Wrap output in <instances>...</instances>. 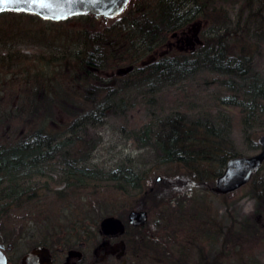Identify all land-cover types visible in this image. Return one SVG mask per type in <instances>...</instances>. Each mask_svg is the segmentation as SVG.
Listing matches in <instances>:
<instances>
[{"label":"trees","instance_id":"16d2710c","mask_svg":"<svg viewBox=\"0 0 264 264\" xmlns=\"http://www.w3.org/2000/svg\"><path fill=\"white\" fill-rule=\"evenodd\" d=\"M220 1L223 2V0H207L206 3L203 1L200 3L199 0H130L123 12L116 16V23L112 26L94 28L91 25L89 30L75 34L77 41L75 46L78 49L69 52L67 56L71 61V75L68 77L71 82L67 88L60 82L62 81L60 72L49 76H33L31 87L35 88L31 91L32 98L28 100L26 114L31 119L39 117V121L35 123L36 126L28 140L21 139L12 145L0 144V233H3L0 241H10L8 235L10 232L6 231L11 228L8 227L6 230V227H17V218L12 217V213L18 211L28 215L27 218L18 220L22 219L25 223L37 221V228L43 231L40 239L34 234L30 236L32 246L40 244L64 246L72 243L75 245L77 240L86 235L85 231L97 229L98 233V222L104 217L115 216L126 222L129 210L152 211L146 203L137 204L136 201L133 205L132 202L127 204L126 201L125 205L114 206L103 201L95 202L93 215L83 214L74 218L76 224L74 228L78 230L76 233L68 236L52 233L51 236L54 237L52 240L49 239L51 232L49 227L53 222L64 223L73 219L72 216L69 218L65 214V207L55 205L67 201V206L72 207L71 203L79 199L81 192L92 184L110 186L126 199L138 195H151L149 192L145 193L147 182H143L142 174L135 170L120 166L102 179L97 176L98 172L95 173L83 166L81 160L85 153L79 155L83 151L87 155L92 149L91 147L88 150L87 143L81 141L87 134L85 127L90 128L91 125L100 123L102 117L115 113L119 109L117 102L123 107L126 103L123 94L126 92L135 91L145 98L146 105L149 106L148 101L151 102V97L161 89L175 87L183 81L208 73L214 75L216 79L223 77L240 80L241 84L238 86H232L228 81L224 88L236 95L241 94L244 101L230 95L220 98V102L223 106L241 107L245 113L242 118L244 126L246 122L255 119L254 116L264 114L261 104L264 101V83L253 73L248 72V65L244 64L246 60L241 58L244 55L243 42L235 40L237 35L241 38L254 37L262 39L260 41L264 40V0H240L246 9V15L233 22L224 14L220 22L208 23L202 30L201 41L195 49L187 53L162 55L150 62L140 63L164 44L172 34L183 29L194 19H205L209 13L216 11L217 5L214 6L212 3L219 2L223 6ZM1 14L33 16L14 12ZM84 16L92 21L97 19L91 15ZM237 44H241L237 47L239 49L237 53L240 52L238 57L234 55L235 49L232 48ZM113 57L119 59L114 60ZM110 60L127 61L130 71L115 77L112 83L109 81L107 86L101 89L104 83L98 80L97 74L108 67ZM91 81L97 84L92 85ZM58 116L69 118L68 123L56 121ZM185 117L183 112L166 115L157 122L160 125H155V128L143 126L140 137L146 138V144L152 147L157 157L156 161L160 165L177 164L183 172L181 176L192 177L193 181L214 180L222 172L228 159L241 155L226 150L228 147L223 144L220 134L222 128L208 119L186 120ZM31 119L28 122L36 121ZM78 140L81 141L79 144ZM253 147H256V144ZM51 162L55 163V166L60 165L61 182H35V179L48 181L47 175L53 174L51 172L46 174ZM255 176L256 174L251 180H254ZM66 179L74 182H65ZM99 180L101 182H97ZM189 185L184 199L186 202L191 199L194 201L192 198L194 195L189 197L193 194L190 193L192 188L207 193L213 182H191ZM163 196L165 195L161 197ZM155 197L152 200H156ZM53 198L57 200L56 203L50 200ZM96 204L99 205L98 208ZM23 225L18 227L24 228ZM136 232L137 228L132 230L127 227L123 236L131 262L135 255L132 245ZM183 244L184 241L181 243L185 248L184 258L180 260L178 257L179 260L171 263L168 256L164 255L163 264H187L188 245L187 242Z\"/></svg>","mask_w":264,"mask_h":264},{"label":"rangeland","instance_id":"374dc122","mask_svg":"<svg viewBox=\"0 0 264 264\" xmlns=\"http://www.w3.org/2000/svg\"><path fill=\"white\" fill-rule=\"evenodd\" d=\"M199 1L207 2V0ZM222 3L223 6L219 2L212 3L214 6L217 5L216 11L209 13L205 19H194L183 29L172 34L164 44L140 63L150 62L162 55L187 53L200 43L201 32L208 23L220 22L224 14L233 22L246 15V9L240 0H223ZM115 23L116 17L110 19L100 17L92 21L85 16H75L64 22L51 23L34 15L32 17L0 15V144L12 145L21 139L28 140L36 126L35 123L39 121V117L31 119L26 114L28 100L32 98L31 91L35 88L31 87L33 76H49L60 72V79L62 78L60 82L67 88L71 82L68 78L71 75V61L67 56L69 52L78 49L75 46L77 43L75 34L89 30L91 25L94 28H101ZM237 39L239 43L243 42L244 55L241 58L246 60L244 64L248 65V72L253 73L259 81L264 83V40L260 41L262 39L254 37L241 38L239 35L235 38ZM238 46L240 47L241 44L232 46L235 49L234 55L237 57L240 54V52L237 53ZM113 59L119 58L113 57ZM107 66L105 70L97 74L98 80L104 83L101 89H104L115 77L130 71L127 61L111 62L110 60ZM228 81L232 86L241 84L240 80L223 79V77L216 79L214 75L203 73L175 87L161 89L151 97V102L148 101L149 106L146 105L145 98L136 94L135 91H129L123 94L126 98L123 107L117 102L119 109L115 113L102 117L100 123L91 125L90 128L85 127L87 134L81 141L87 143L88 150L91 147L92 149L87 155L85 151L79 154L81 156L85 153L81 160L83 166L95 173L98 172L97 176L102 179L120 166L133 169L142 174L143 182H147L145 193L149 192L151 195H138L132 199H126L110 186L92 184L81 192L79 199L71 203L72 207L67 206V201L58 202L55 205V207H65V214L69 218L72 216L73 219L64 223L53 222L49 227L51 231L49 239L52 240L54 237L51 236L52 233L58 236L76 233L78 230L74 228L76 225L74 218L81 217L83 214L93 215L95 202L103 201L114 206V204L125 205L126 201L127 204L132 202L133 205L136 201L137 204L146 203L152 211L147 210L146 223L137 227L135 242L132 245L135 255L132 262L128 255L125 264H163L164 255L168 256L171 263L179 260L178 257L181 260L185 253V248L181 245L183 241V245L186 242L188 245L187 264H250L251 262L264 264V240L261 244H255L253 239L250 242L249 237L240 236L241 247L237 249L234 246V250L233 241L237 229L232 227L235 226V219L240 214L253 211L264 214V164L256 173L254 180L230 194L218 195L211 191L201 193L192 188L190 193L193 194L189 197L194 195L192 197L194 201L190 198L191 200L186 202L184 199L191 182H214L215 179L193 181L192 177L184 175L183 178L179 165L162 166L157 163L154 150L146 144L145 137L144 139L140 137L143 126L155 128V125L159 124L157 122L166 115L183 112L186 120L208 119L222 128L220 134L223 144L228 147L226 150L235 151L241 156L255 154L259 151L257 140L259 136L264 135V114L254 116L255 119L246 122L244 126L242 124L244 110L237 107L238 105L223 106L220 102V98L230 95L244 101L241 94L236 95L224 88ZM91 83L97 84L93 81ZM64 87L62 89H65ZM261 104L264 110V101ZM29 119L36 121L28 122ZM56 121L68 123L69 118L58 116ZM254 144L256 147H253ZM54 164L51 162L48 165L49 171H46V174L53 173L51 176L47 175L50 178L48 181L35 179V182H61L60 165ZM64 181L74 182L67 179ZM162 195L165 196L161 197ZM153 196L156 200H152ZM50 200L53 203L57 202L54 198ZM95 206L99 207L98 204ZM31 213L33 214V211ZM27 216L20 211L12 213V217L17 218L18 223L17 227H6V230L11 228L6 231L10 232L8 234L10 241L20 244L29 241L33 234L40 239L43 231L37 228V221L25 223L22 219L18 220ZM20 225L24 228L20 229L18 227ZM89 233L96 234L97 229ZM1 234L3 233H0V236ZM242 235H244L243 232Z\"/></svg>","mask_w":264,"mask_h":264},{"label":"water","instance_id":"95a60500","mask_svg":"<svg viewBox=\"0 0 264 264\" xmlns=\"http://www.w3.org/2000/svg\"><path fill=\"white\" fill-rule=\"evenodd\" d=\"M130 0H0L1 12H15L34 15L41 20L61 22L75 16L91 15L110 19L118 16ZM259 151L251 156H236L227 160L221 174L214 181L212 191L216 194H230L248 183L264 162V135L259 136ZM148 215L145 210H129L127 222L143 226ZM119 218L107 216L100 220V231L104 234L121 233L124 230ZM2 244H0V247ZM0 251V264L5 263Z\"/></svg>","mask_w":264,"mask_h":264},{"label":"flooded vegetation","instance_id":"af4514ba","mask_svg":"<svg viewBox=\"0 0 264 264\" xmlns=\"http://www.w3.org/2000/svg\"><path fill=\"white\" fill-rule=\"evenodd\" d=\"M127 221V216L126 222L120 221L124 227L121 233L104 235L100 231V226L96 235L89 233L90 230H87L84 232L86 235L77 240L75 245L72 243V245L64 246H45L41 244L32 246L31 240L20 244L7 240L0 241V244H2L0 251L5 257L4 264H125L128 254L123 236L127 227L132 230L137 228V226H133ZM234 224L235 226L232 227L237 230H235L233 248L234 246L237 249L241 247L240 236L249 237L250 242L253 239L255 244L263 243V213L253 211L247 214H240L235 219ZM242 232L244 235H242Z\"/></svg>","mask_w":264,"mask_h":264},{"label":"bare ground","instance_id":"6f19581e","mask_svg":"<svg viewBox=\"0 0 264 264\" xmlns=\"http://www.w3.org/2000/svg\"><path fill=\"white\" fill-rule=\"evenodd\" d=\"M213 185H214V182H213ZM213 185H211L212 187L210 188V191H211V192H213V191H212V188L214 187ZM213 193H214V192H213Z\"/></svg>","mask_w":264,"mask_h":264},{"label":"snow or ice","instance_id":"6c2138e0","mask_svg":"<svg viewBox=\"0 0 264 264\" xmlns=\"http://www.w3.org/2000/svg\"><path fill=\"white\" fill-rule=\"evenodd\" d=\"M0 10H2V9H0Z\"/></svg>","mask_w":264,"mask_h":264}]
</instances>
